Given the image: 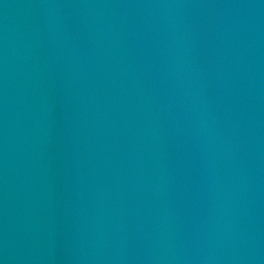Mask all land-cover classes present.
I'll use <instances>...</instances> for the list:
<instances>
[{
	"label": "water",
	"instance_id": "95a60500",
	"mask_svg": "<svg viewBox=\"0 0 264 264\" xmlns=\"http://www.w3.org/2000/svg\"><path fill=\"white\" fill-rule=\"evenodd\" d=\"M0 264H264V0H0Z\"/></svg>",
	"mask_w": 264,
	"mask_h": 264
}]
</instances>
